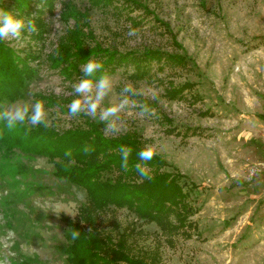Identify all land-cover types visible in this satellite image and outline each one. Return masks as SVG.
Wrapping results in <instances>:
<instances>
[{
  "label": "rangeland",
  "instance_id": "obj_1",
  "mask_svg": "<svg viewBox=\"0 0 264 264\" xmlns=\"http://www.w3.org/2000/svg\"><path fill=\"white\" fill-rule=\"evenodd\" d=\"M66 3L84 14L89 45L121 52L154 48L182 60L151 61L139 78L131 65H117L109 73L115 90L104 106L118 102L122 87L132 84L144 90L136 99L154 115L140 117L130 108L120 114L118 133H106L105 125L103 131L134 134L167 160L162 170L186 175L181 183L197 210L192 224L170 234L126 207L109 205L97 215L99 228L113 240L124 236L134 256L150 260L155 254L154 264H264V0H54L52 6L32 0L31 14L21 16L42 18V37L25 32L19 41L5 40L21 55H38L30 60L37 72L15 101H42L49 125L59 130L92 119L72 117L39 98L55 94L68 106L81 79L78 72L65 77L48 59L74 25L62 15ZM9 6L19 13L14 0H0V7ZM131 28L138 36L127 35ZM170 90H178L177 97ZM74 188L86 192L57 177L47 156L0 146V264H68L62 215L75 218L88 202L87 196L77 200Z\"/></svg>",
  "mask_w": 264,
  "mask_h": 264
},
{
  "label": "trees",
  "instance_id": "obj_2",
  "mask_svg": "<svg viewBox=\"0 0 264 264\" xmlns=\"http://www.w3.org/2000/svg\"><path fill=\"white\" fill-rule=\"evenodd\" d=\"M45 5L52 6L54 0H42ZM92 4L110 3L112 0H90ZM32 0H14V7L19 15L31 14ZM62 15L74 19L73 27L68 28L53 52L49 53L50 66L59 68L65 77L74 72L84 76L80 66L94 58L104 65L106 73H112L117 65H131L133 76L143 77L149 71L151 61L181 63L180 57L169 55L158 49L146 48L143 51L121 52L117 49L104 47L96 42L89 45L91 32L84 30V14L75 6L64 5ZM12 7H5L10 10ZM37 25L35 38H41L45 32L42 18L32 19ZM38 55L28 52L21 55L0 40V104L6 100L15 101L24 95L27 81L36 74L37 68L30 64L31 59ZM170 97H177V91H168ZM47 105H59L62 111H68L62 100L55 94L39 95ZM1 107V105H0ZM103 123L85 119V125H76L63 130L48 125H18L8 130L0 121V146L7 149H20L47 156L54 163V174L69 182L85 188L88 202L82 205L75 218L62 215L66 222L67 245L64 248L68 264H154L153 254L150 260L144 256H134L124 236L113 240L109 234L103 233L98 226L97 215L100 211L114 205L126 207L138 218L156 222L163 230L173 234L184 230L191 221L190 215L197 210L188 202L189 192L184 189L181 179L186 175L179 170H162L169 163L157 154L146 162L151 179H143L134 170L139 161L137 153L144 147L139 138L126 132L120 136H109L103 131ZM121 145L132 151L129 156V170L121 167ZM85 146L92 150L83 151ZM71 150L72 155L66 156ZM79 231L77 239H72V232Z\"/></svg>",
  "mask_w": 264,
  "mask_h": 264
},
{
  "label": "clouds",
  "instance_id": "obj_3",
  "mask_svg": "<svg viewBox=\"0 0 264 264\" xmlns=\"http://www.w3.org/2000/svg\"><path fill=\"white\" fill-rule=\"evenodd\" d=\"M25 32H37L36 23L27 17L19 14H14L0 7V40H16L22 39ZM128 36H138V30L135 28L129 29ZM84 76L73 84L75 98L68 104L69 115L77 117L80 114L96 119L105 125V132L108 134H116L120 131L122 112L130 108L139 109V116L146 117L154 115L150 107L142 101L136 99L145 95L143 89H138L132 84H126L122 87L119 93L118 102L104 106L105 101L113 95L115 90V81L112 76L104 71L102 62L92 58L82 65ZM155 99V96H153ZM0 121L4 122L8 130L15 129L18 125L27 123L30 126L43 125L47 127L49 121L47 119V110L42 101H14L6 106L0 107ZM92 149L85 146L83 151L89 153ZM131 149L121 145L119 152L121 154V167L127 172L129 170V156ZM158 154L153 145H145L138 153L139 161L145 162L136 163L134 170L139 177L143 179H151L150 171L147 163ZM66 156H71V150L66 151ZM76 199L84 202L86 200V192L79 189H73ZM61 209L60 205L55 206ZM56 213V211H53ZM61 212H66L62 211ZM68 213V212H66ZM57 214V213H56ZM72 215L71 213H68ZM74 216V215H73ZM79 231L72 232V239L75 240L79 236ZM14 233H10V236Z\"/></svg>",
  "mask_w": 264,
  "mask_h": 264
}]
</instances>
